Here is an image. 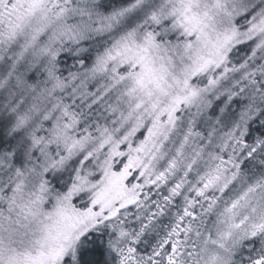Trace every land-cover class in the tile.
<instances>
[{
	"label": "snow or ice",
	"instance_id": "6c2138e0",
	"mask_svg": "<svg viewBox=\"0 0 264 264\" xmlns=\"http://www.w3.org/2000/svg\"><path fill=\"white\" fill-rule=\"evenodd\" d=\"M0 264H264V0H0Z\"/></svg>",
	"mask_w": 264,
	"mask_h": 264
},
{
	"label": "trees",
	"instance_id": "16d2710c",
	"mask_svg": "<svg viewBox=\"0 0 264 264\" xmlns=\"http://www.w3.org/2000/svg\"><path fill=\"white\" fill-rule=\"evenodd\" d=\"M69 63H71V62L69 61Z\"/></svg>",
	"mask_w": 264,
	"mask_h": 264
},
{
	"label": "rangeland",
	"instance_id": "374dc122",
	"mask_svg": "<svg viewBox=\"0 0 264 264\" xmlns=\"http://www.w3.org/2000/svg\"><path fill=\"white\" fill-rule=\"evenodd\" d=\"M71 62V61H70Z\"/></svg>",
	"mask_w": 264,
	"mask_h": 264
}]
</instances>
